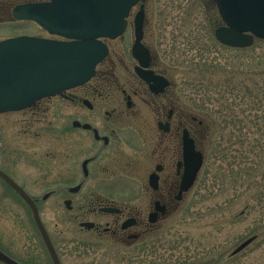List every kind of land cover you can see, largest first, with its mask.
<instances>
[{
    "label": "rangeland",
    "instance_id": "1",
    "mask_svg": "<svg viewBox=\"0 0 264 264\" xmlns=\"http://www.w3.org/2000/svg\"><path fill=\"white\" fill-rule=\"evenodd\" d=\"M144 4L161 63L183 89L187 111L194 114L205 104L201 120L208 130L196 187L157 225L145 249L83 245L77 235L79 220H74L79 198L70 197L72 211L64 207L62 195L41 200L61 180L58 173L68 172L55 169L56 161L71 159L81 176L84 133L70 125L84 119L79 103L53 98L36 116L24 111L0 114V169L40 199V218L63 264H264V40L244 49L216 43L213 31L221 21L209 0ZM18 35L55 38L0 14V40ZM131 40L127 34L122 49ZM111 44L120 48L119 41ZM214 112L215 124L209 116ZM252 236L256 238L249 246L231 255ZM0 251L19 264H49L29 209L1 179Z\"/></svg>",
    "mask_w": 264,
    "mask_h": 264
},
{
    "label": "flooded vegetation",
    "instance_id": "2",
    "mask_svg": "<svg viewBox=\"0 0 264 264\" xmlns=\"http://www.w3.org/2000/svg\"><path fill=\"white\" fill-rule=\"evenodd\" d=\"M48 1L23 0L13 4L9 0H0V14L10 15V20L15 23H29L54 39L63 40L33 21L18 20L13 16V10L18 5ZM210 1L217 13L216 5L213 0ZM140 5L141 2L130 10L126 28L120 36L98 38L106 45L107 54L84 85L67 90L62 95L41 99L22 110L39 115L40 111L47 110L46 103L53 98L79 103V109L82 108L84 119L73 120L70 124L73 130L84 133V158L79 165L81 176H78V167L73 166L71 159L56 161L55 169L68 172L65 175L59 172L61 180L54 183L48 192L50 196L66 197L63 204L68 211H72L74 203L70 197L79 198L77 202L80 206L76 209L74 220H79L77 235L84 239L83 245L87 246L123 248L125 251L145 249L157 225L183 205L198 182L202 167L191 187L182 190L187 168L185 136L192 141L194 150L202 153V166L206 158L202 140L206 139L208 130L204 131L206 126L201 120L202 113L196 109L192 114L185 109L183 89L170 78L153 46L156 44L155 34L147 28L145 4L140 43L148 51L146 66H141L133 55L136 41L133 21ZM127 34L132 40L125 51L122 45ZM113 41H119L120 48L112 46ZM4 170L29 194L24 182L15 181ZM32 198L37 200L38 207L39 198ZM65 201L70 202L69 209ZM83 223H91L92 226L86 228L81 226ZM48 234L63 264L53 238ZM39 239L48 263L53 264L40 236Z\"/></svg>",
    "mask_w": 264,
    "mask_h": 264
},
{
    "label": "water",
    "instance_id": "3",
    "mask_svg": "<svg viewBox=\"0 0 264 264\" xmlns=\"http://www.w3.org/2000/svg\"><path fill=\"white\" fill-rule=\"evenodd\" d=\"M145 0H51L48 3L22 5L14 10L18 19L34 20L51 34L72 41H57L35 37H17L0 42V114L29 108L37 101L62 95L68 89L81 86L95 73L96 65L106 56V45L98 38L114 39L126 28L130 10L141 2L134 18L136 41L133 55L146 66L148 51L140 43ZM224 25L215 32L217 41L232 48L253 45L255 38L264 40V0H214ZM141 73V72H140ZM143 76L142 74H140ZM148 80V79H147ZM149 81V80H148ZM74 124L77 125L76 122ZM186 173L182 190H188L202 167L203 156L195 151L185 136ZM6 183L29 208L33 223L53 264H61L56 250L42 223L36 201L0 170ZM43 195L42 200L50 196ZM69 201H65L69 209ZM81 226L90 228L91 223ZM256 236L240 243L231 255L249 246ZM5 264H19L0 251Z\"/></svg>",
    "mask_w": 264,
    "mask_h": 264
},
{
    "label": "trees",
    "instance_id": "4",
    "mask_svg": "<svg viewBox=\"0 0 264 264\" xmlns=\"http://www.w3.org/2000/svg\"><path fill=\"white\" fill-rule=\"evenodd\" d=\"M211 9H212V8H211ZM214 40H215V39H214ZM215 42H216V40H215ZM216 43H217V42H216ZM200 100H201V99H200ZM204 106H205V104L203 105L202 109L200 110L201 113L204 112ZM209 116L212 117V120H213L212 123L215 124V123L217 122V121H216V114H215V112H214L212 115H211V113H209ZM217 119H218V117H217ZM225 122H227V121H225ZM233 122H236V121L233 120L231 123L233 124ZM221 123H222V122H221ZM221 123H220V124H221ZM258 142H259V140H258ZM259 144H260V143H259ZM263 144H264V143L261 144V147H263Z\"/></svg>",
    "mask_w": 264,
    "mask_h": 264
}]
</instances>
